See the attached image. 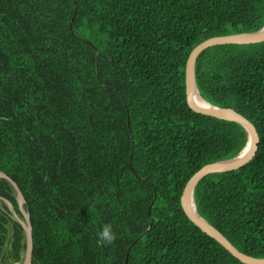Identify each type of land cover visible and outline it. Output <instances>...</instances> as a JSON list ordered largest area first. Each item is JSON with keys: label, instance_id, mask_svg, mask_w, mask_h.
Returning a JSON list of instances; mask_svg holds the SVG:
<instances>
[{"label": "trees", "instance_id": "16d2710c", "mask_svg": "<svg viewBox=\"0 0 264 264\" xmlns=\"http://www.w3.org/2000/svg\"><path fill=\"white\" fill-rule=\"evenodd\" d=\"M263 26L264 0H0V170L23 192L32 264H246L182 206L199 169L248 141L190 107L185 69L205 39ZM195 71L260 139L246 165L197 183V210L264 258V41L208 47ZM16 214L0 176V264L24 258ZM109 224L116 239L98 242Z\"/></svg>", "mask_w": 264, "mask_h": 264}, {"label": "water", "instance_id": "95a60500", "mask_svg": "<svg viewBox=\"0 0 264 264\" xmlns=\"http://www.w3.org/2000/svg\"><path fill=\"white\" fill-rule=\"evenodd\" d=\"M264 41V26L256 31L233 33L227 35H218L205 39L200 42L188 56L186 69H185V80H186V92L187 101L190 107L202 114L210 115L223 120L236 121L242 124L248 134V141L241 152L235 157L212 162L204 165L199 169L188 181L183 195H182V206L185 213L189 218L204 232H206L211 237L215 238L220 244H222L227 250H229L235 257L240 259L246 264H264V258H258L248 255L241 250H239L219 229L208 222L204 217H202L196 207L194 190L197 183L206 175L216 172H224L229 170L238 169L246 165L255 156L258 146H259V133L256 126L250 121L246 116L229 107H220L210 103L201 94L198 96L195 89H198L196 83V71L195 65L199 54L207 49L208 47L222 44H251ZM199 91V89H198ZM200 93V92H199ZM204 99L205 103L199 101V98ZM0 176L7 178L11 184L14 186L17 192V200L19 207L24 215L25 221L18 219L22 222L26 232V251L23 262H15L13 264H32L33 258V226L31 223L30 213L24 207V195L19 185L15 180H13L8 174L0 170ZM9 205L12 204L8 201ZM128 259H126L125 264H127Z\"/></svg>", "mask_w": 264, "mask_h": 264}, {"label": "clouds", "instance_id": "9594fccd", "mask_svg": "<svg viewBox=\"0 0 264 264\" xmlns=\"http://www.w3.org/2000/svg\"><path fill=\"white\" fill-rule=\"evenodd\" d=\"M98 242L104 243V244H111L116 239V234L112 230V226L105 225L103 226L102 230H100L97 233Z\"/></svg>", "mask_w": 264, "mask_h": 264}, {"label": "bare ground", "instance_id": "6f19581e", "mask_svg": "<svg viewBox=\"0 0 264 264\" xmlns=\"http://www.w3.org/2000/svg\"><path fill=\"white\" fill-rule=\"evenodd\" d=\"M195 92H196V94H197L198 96L200 95V93H199V91H198L197 88L195 89ZM199 99H200L199 101H202L203 103H205L204 99H202L201 97H200Z\"/></svg>", "mask_w": 264, "mask_h": 264}, {"label": "flooded vegetation", "instance_id": "af4514ba", "mask_svg": "<svg viewBox=\"0 0 264 264\" xmlns=\"http://www.w3.org/2000/svg\"><path fill=\"white\" fill-rule=\"evenodd\" d=\"M26 251V250H25ZM24 257H25V253H24ZM23 261H24V258H23ZM23 261H19V262H23Z\"/></svg>", "mask_w": 264, "mask_h": 264}]
</instances>
